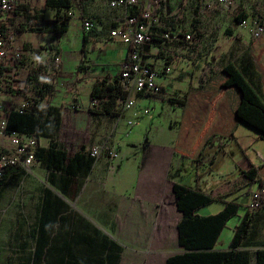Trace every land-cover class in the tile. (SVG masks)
<instances>
[{
    "label": "crops",
    "instance_id": "obj_1",
    "mask_svg": "<svg viewBox=\"0 0 264 264\" xmlns=\"http://www.w3.org/2000/svg\"><path fill=\"white\" fill-rule=\"evenodd\" d=\"M145 2L141 0L139 8L143 4L145 6ZM190 3L189 0H183L177 6V11L171 14H168L164 4L160 11V25L155 28L154 42L144 47L146 61L159 63L164 57L171 56L178 66L174 70L179 73L178 78L184 73L189 75V88H198L212 73L233 64L264 104V37L256 40L249 30L239 27L238 32L234 34L230 31L216 34L210 31L202 37L196 36V40L191 43L180 42L179 37L195 30L196 27ZM45 9L55 20L56 11L46 8V5ZM109 10L111 13L103 15L101 22H96L94 31L88 35L89 44L86 51L82 52L77 72L70 74L71 78L78 75L80 81L72 80L69 87H65L63 82V78L69 76L65 74L64 69L65 46H60L58 54L62 57V67L55 71L54 81H48L41 77H44L45 72L51 73V56L53 59L57 51L45 49L39 53L33 38H26L28 45L24 46L15 38L10 54L16 49L22 54L25 65H19L20 75L28 68L25 58H29L31 51H36L42 57L43 62L39 63L38 67L43 65V73L37 81L27 77V90L26 87H19V83L13 87L8 86V74H4V77L0 78V99L6 110H19L25 100L35 102L40 108L48 104L57 108L58 111L51 117L54 122L52 136L36 137L28 133L23 134L38 138V149H50L52 143H58V148L67 152L68 159L63 162L64 170H52L36 159L31 165V173L21 171L12 174L2 189L9 184L21 185V189L30 197L28 211L76 212L75 215L66 216L65 222L55 226L61 246L66 249L61 263L165 264L168 258L189 252L179 244L178 225L183 219V214L177 209L174 184L182 183L199 189L216 200L238 202L241 198H246L247 208L252 193L257 190L256 186L259 184L256 183L249 189L246 172L251 165L264 164V152L260 146V142H264V134L248 123L240 122L235 139L216 140L204 150L200 162L183 158L176 151L181 115L167 124H161L157 122V113L154 112L157 106H154L152 112L148 107V104L154 103L164 109L166 103H169L174 108H181L178 104L170 102V95L180 98L185 91L178 94L172 90V94H166L167 82L171 80V75L162 80L164 95L136 96L134 107L131 109H124L121 103L123 99H118L111 111L108 112L101 106L99 112L93 114L90 100L94 85L104 78L115 82L120 65L129 52L128 46L109 38V31L117 26L121 15L118 9L109 7ZM224 11L223 14L214 11L209 16L214 21H224L225 13L229 12ZM32 12L34 14L33 9ZM249 12L251 15L247 18L260 15L253 14V9ZM229 13L233 15L232 12ZM177 14L179 17L175 18ZM8 18L10 16H7L5 22ZM68 26L70 29L71 24ZM95 31L97 35L92 38L90 35ZM165 33H169L168 40L163 38ZM13 34L16 36V33ZM45 35L48 40L51 39V34ZM232 40L237 41L238 45L233 52L234 61L228 62L230 53L227 52ZM109 43L114 47L116 43L119 44L121 60L118 73L115 76H92V60L88 57L96 55V47ZM246 43L249 45L248 54L242 50V45ZM206 47H211V51H207ZM82 62L90 64L84 67ZM194 81L196 84H193ZM43 85L48 86L45 90L52 89V94L55 95L51 102L48 101L49 96L40 97L38 94ZM85 89H88V95L82 97ZM25 92L29 97L22 100ZM74 105L77 109H72ZM162 109L159 117L162 116ZM221 115L222 112H219V117ZM145 116L148 117L144 119ZM65 117H69L68 122L64 121ZM64 127L69 128L71 136H63ZM87 132L90 133V138L86 141L84 134ZM113 135L115 136L112 137ZM107 140L122 150L123 159L112 163L103 158L91 164V148ZM115 140L119 145L113 143ZM0 148L7 152L12 150L9 140L1 134ZM77 155H84L85 158L75 159ZM70 167H73V172H70ZM164 208L170 209L164 211ZM222 208L223 204L216 201L201 208L197 214L207 217L217 214ZM61 217L62 214H59V218ZM257 219L264 221V210L256 216L253 227ZM40 231L44 232L41 237L46 240L49 234L54 232V224L42 217ZM250 239L251 237L240 250L249 251L252 255L251 264H256L255 253L264 247H260L259 243L249 242ZM229 250V247L221 244V240L214 249L220 252ZM80 258L83 260H79Z\"/></svg>",
    "mask_w": 264,
    "mask_h": 264
},
{
    "label": "trees",
    "instance_id": "obj_2",
    "mask_svg": "<svg viewBox=\"0 0 264 264\" xmlns=\"http://www.w3.org/2000/svg\"><path fill=\"white\" fill-rule=\"evenodd\" d=\"M19 1V7L5 22L3 30L12 34H23L28 30L51 34V43L46 47H40L37 52L48 49L56 50L57 54H60L59 41L69 30L66 20L60 15L63 11H75L83 20L86 18L89 5L94 0H46V8L56 11L55 23L48 29L38 27L43 17L33 14L30 5L26 3L27 0ZM143 8L144 4L138 8L137 13H140ZM246 18V15H238L236 20L241 22ZM263 37L264 34L256 40H261ZM88 44L89 36L85 34L82 52L86 51ZM20 64L25 65L23 61ZM83 68L80 67V69ZM9 71V68H4L1 72L4 75ZM42 73L43 65H39L30 73L29 79L37 81ZM46 87L48 86L43 85L38 94L40 97L49 96L48 101L51 102L55 95L52 94V89L45 90ZM125 97L126 94L116 82L109 83L106 78L97 81L91 92V99H98L100 107L102 106V109L108 112L113 109L118 99ZM170 102L182 108L176 151L183 158H191L194 162H200L204 150L216 140H234L240 122H246L264 134V104L261 97L233 64L212 73L198 88H189L184 96L170 98ZM100 107L92 110L93 114L96 115ZM57 111L58 109L50 104L40 108L35 102L22 112L12 109L8 114V128L36 137L52 136L54 122L51 121V117ZM219 112H222L220 117ZM58 147V143H52L50 149H37L36 159L52 170H64L62 166L68 159V154ZM81 158L85 156L75 157V159ZM89 161L92 164L94 159L89 156ZM70 170L73 172V167H70ZM21 171L23 170L19 167L9 168L0 178V190L12 174ZM246 177L249 180V189L256 183L264 187V164L251 165L246 172ZM173 190L177 199V209L183 214V219L178 225L179 244L189 252L172 256L166 260L165 264H251L250 252L240 248L251 237L253 224L259 211L250 213L247 207V212L240 216V222L234 228L229 244L230 250L214 251L228 222L239 216L241 204L235 200L213 199L205 192L182 183H175ZM216 201L223 204L220 212L207 217L197 214L201 208ZM57 215V211H42V217L48 222ZM43 233L42 231L41 235H44ZM255 257L256 264H264V249L257 250Z\"/></svg>",
    "mask_w": 264,
    "mask_h": 264
},
{
    "label": "rangeland",
    "instance_id": "obj_3",
    "mask_svg": "<svg viewBox=\"0 0 264 264\" xmlns=\"http://www.w3.org/2000/svg\"><path fill=\"white\" fill-rule=\"evenodd\" d=\"M19 1V0H18ZM45 1L46 0H27V3L33 9L35 15H42L43 19L39 23V28L46 29L54 24L55 20H53V15L48 14L45 9ZM111 0H94L88 7L87 14L85 17H92L98 23L101 22V17L105 14H110L109 3ZM165 6L168 14L174 13L177 11V6L183 0H165ZM186 1V0H185ZM200 0H189L191 6V14L195 15L196 27H195V35L197 37H202L206 32H214L216 33H224L230 31L231 33H237L239 26L236 17L238 15H246V17H250L249 12L253 9V14H260L264 18V0H237L239 5V10L236 14L230 15L229 12H226L224 21H214L208 15H205L203 18H199L197 4ZM206 1V0H205ZM212 1V0H207ZM248 1V2H247ZM20 2V1H19ZM260 7V8H259ZM215 12H219L223 14L224 9L217 8ZM71 13V14H70ZM248 13V14H246ZM61 17H64L66 23L68 25L71 24L69 32L64 36L62 40L59 41L60 46H65L63 52L64 59V69L65 74L69 75L64 77L63 79L64 86L69 87L71 85V81H80V78L77 76H73L71 78L70 74L73 72L76 74L77 68L79 67L82 59V48H83V32H82V20L80 19L79 14L76 12L75 14L72 12H63ZM106 28H110L106 26ZM190 29H188L189 31ZM97 31V30H96ZM94 32L90 35L94 38L97 35V32ZM245 32V31H242ZM27 33V34H26ZM34 33V34H33ZM189 33V32H188ZM44 32H32L30 30L26 31L23 34L16 33V40L20 43V45L24 46L27 44L26 38H33L37 45V50L40 47H46L51 43V39L48 40V36H46ZM239 36V33L237 34ZM237 36V37H238ZM228 37V36H227ZM24 42H21V41ZM94 44V43H93ZM28 45V44H27ZM238 45V42L232 40L230 46L228 47L229 60L228 62L234 61V49ZM249 45L248 43L242 45V50L244 53L248 54ZM206 50V49H205ZM96 55L88 57L92 60V68L91 75H100V76H115L119 70L120 63V49L119 44L116 43L115 47L112 46L111 43L104 45L103 47H96L95 50ZM39 55L36 51H31V55L29 58H25V62L28 64V68L26 71H22L20 75L19 87L28 89L27 85V77L30 72H33L38 67V62H36L33 57ZM55 57L52 59L51 56V73L45 72L43 79L51 81L55 77V71L60 70L63 62H61L58 67V62H55ZM37 63V64H35ZM83 63V62H82ZM90 64V62H88ZM83 63L84 67H87L89 64ZM186 64L187 62H183ZM181 67V66H180ZM178 68V66H177ZM173 71L171 74L170 81L167 82L168 90L166 94H172V90H175L178 94L181 91H188L189 89V75L184 73L180 78H178L179 73H175ZM176 77V78H175ZM70 78V79H69ZM54 81V80H53ZM193 84H196L194 81ZM18 85V84H17ZM84 95L82 97L88 95V89L83 90ZM82 93V94H83ZM164 95L163 93L160 95ZM185 93L182 94L184 96ZM26 92L23 93L22 100H25ZM171 98H178L176 95ZM28 100H25V103ZM22 103V104H23ZM21 104V105H22ZM154 106L156 107V111H154ZM148 107L151 109V112L154 111L157 113L156 120L158 123L167 124L171 120H175L180 115L182 117L181 108L172 107L169 103H166V107L162 109L159 104H148ZM162 109V116L159 113ZM148 117V116H147ZM146 116L144 117L147 118ZM69 117H65L64 121L68 122ZM143 119V120H144ZM65 131L63 136L67 134V136H71L69 133V128L64 127ZM113 135L112 137H114ZM84 138L86 141L90 138V133L87 132L84 134ZM113 142V141H112ZM114 144H118L119 142L115 140ZM235 145V144H234ZM261 149L264 152V142H260ZM234 147V146H233ZM236 149V148H235ZM258 188V185L256 186ZM28 201H30V197H28L27 193L21 189V185L19 184H9L6 185L2 191L0 192V264H64L60 261L64 259L65 248L61 246V240L58 238L59 233L57 231V226L60 222H65V217H69V215H75V211H57L58 216H56L50 224H54V232L50 233L49 237L46 240H43L41 237L40 224L42 220V211H28ZM246 198H241L238 203L241 204V209L239 211V216L232 218L226 228L224 229L218 245L221 240V244L225 247H229L231 239L233 237L234 228L240 222V216L245 215L247 209L245 207ZM218 204V203H217ZM170 208H164V211H169ZM264 210V209H263ZM263 210H259V213ZM175 211V210H174ZM54 213V212H52ZM59 214H62V217L59 218ZM164 214V213H163ZM165 216V214H164ZM264 221H260L257 219L254 227L251 239L249 242L259 243L260 247H264ZM44 234V233H43ZM150 250V249H148ZM153 250V249H152ZM165 250V249H163ZM149 259V257L147 258ZM83 260V259H79ZM67 264H90L85 262L79 263H67Z\"/></svg>",
    "mask_w": 264,
    "mask_h": 264
},
{
    "label": "built area",
    "instance_id": "obj_4",
    "mask_svg": "<svg viewBox=\"0 0 264 264\" xmlns=\"http://www.w3.org/2000/svg\"><path fill=\"white\" fill-rule=\"evenodd\" d=\"M145 6L140 13L139 5L141 0H111L109 7L118 9L121 15L117 21V26L109 31V38L119 41L128 46L129 52L127 58L120 65L116 84L124 91L126 97L121 100L124 109H131L135 104L136 96H156L163 93L162 80L173 73L177 68L176 61L171 56L164 57L159 63L146 61L144 47L154 42L155 28L160 25V11L163 9L165 0H145ZM18 0H0V78L4 77L2 69L9 68L7 83L8 86H14L20 80V63L22 54L19 49L10 54V48L15 43V35L3 30L5 19L11 16L19 7ZM199 18L211 14L217 8H221L236 14L239 10L237 0H200L197 4ZM177 14L175 18H178ZM96 26V20L92 17H86L82 20V29L84 34H91ZM241 29H247L254 38H259L264 34V18L257 15L252 18H246L238 23ZM164 40H168L169 33L163 34ZM196 38L194 30L178 38L180 42H193ZM211 51V47H206ZM55 62L58 67L62 62V57L56 53ZM85 63V62H84ZM114 82L109 80V83ZM32 101L23 103L19 111H24L31 107ZM100 101L98 99L90 100V108L98 109ZM72 109H77L74 105ZM0 99V134L9 140L12 150L7 152L0 148V178L11 167H19L27 173H31V165L36 160V151L39 140L36 137L26 136L18 131L9 130L8 114ZM148 112H145L147 115ZM89 155L98 161L106 158L112 163H117L123 159L122 150L105 141L100 145L91 148ZM264 206V187L258 185L257 190L252 193L251 201L248 205L250 213H255Z\"/></svg>",
    "mask_w": 264,
    "mask_h": 264
},
{
    "label": "clouds",
    "instance_id": "obj_5",
    "mask_svg": "<svg viewBox=\"0 0 264 264\" xmlns=\"http://www.w3.org/2000/svg\"><path fill=\"white\" fill-rule=\"evenodd\" d=\"M33 59H34L36 62H38V63H42V62H43L42 57L39 56V55L34 56ZM41 79H43V77H41Z\"/></svg>",
    "mask_w": 264,
    "mask_h": 264
}]
</instances>
